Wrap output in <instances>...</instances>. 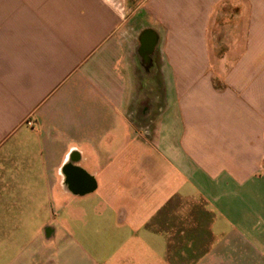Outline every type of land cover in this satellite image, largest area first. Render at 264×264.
<instances>
[{"label":"crops","instance_id":"0c3cea01","mask_svg":"<svg viewBox=\"0 0 264 264\" xmlns=\"http://www.w3.org/2000/svg\"><path fill=\"white\" fill-rule=\"evenodd\" d=\"M0 264H264V0H0Z\"/></svg>","mask_w":264,"mask_h":264}]
</instances>
